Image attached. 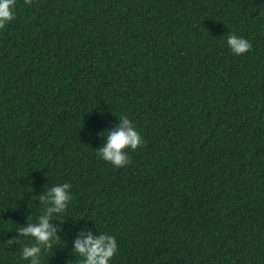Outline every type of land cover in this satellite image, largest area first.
<instances>
[{"label": "trees", "instance_id": "1", "mask_svg": "<svg viewBox=\"0 0 264 264\" xmlns=\"http://www.w3.org/2000/svg\"><path fill=\"white\" fill-rule=\"evenodd\" d=\"M264 0H16L0 28V264L67 183L40 264H264ZM243 36L234 55L227 35ZM126 115L142 137L97 154ZM34 243V242H33Z\"/></svg>", "mask_w": 264, "mask_h": 264}, {"label": "clouds", "instance_id": "2", "mask_svg": "<svg viewBox=\"0 0 264 264\" xmlns=\"http://www.w3.org/2000/svg\"><path fill=\"white\" fill-rule=\"evenodd\" d=\"M16 0H0V28L15 18ZM264 8V7H262ZM226 43L234 55H242L251 48V43L243 36L227 35ZM120 123L114 130L103 133L105 144L97 149L98 156L115 167H122L129 162L127 150H135L143 142L140 133L126 115L119 117ZM67 183L51 187L40 197L43 211L35 222L17 229L20 236L27 237L30 243H24L20 251L22 259L29 264H40L42 248L48 249L58 238L52 224L53 214L65 211L70 199ZM34 242V243H33ZM118 250L117 239L107 232L81 234L74 241V251L82 260L80 264H110Z\"/></svg>", "mask_w": 264, "mask_h": 264}]
</instances>
